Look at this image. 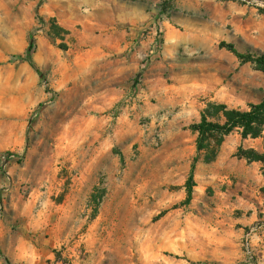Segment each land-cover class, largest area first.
Masks as SVG:
<instances>
[{"label": "rangeland", "instance_id": "obj_1", "mask_svg": "<svg viewBox=\"0 0 264 264\" xmlns=\"http://www.w3.org/2000/svg\"><path fill=\"white\" fill-rule=\"evenodd\" d=\"M228 45L264 55V0H0V264H264L262 139L194 130L264 100Z\"/></svg>", "mask_w": 264, "mask_h": 264}, {"label": "trees", "instance_id": "obj_2", "mask_svg": "<svg viewBox=\"0 0 264 264\" xmlns=\"http://www.w3.org/2000/svg\"><path fill=\"white\" fill-rule=\"evenodd\" d=\"M228 49L235 53L237 57L247 62H256L263 68L264 71V55L257 58L251 55L239 54L232 45L227 46ZM33 49V40L31 41L28 49V61H31L30 53ZM215 119L216 121H210ZM194 130L198 133L197 147L199 150L204 148L205 142L210 137H220L219 144L222 139L234 131H238L243 140L262 139L263 153L258 154L254 151L239 149V156L246 158L249 162H260L264 168V100L251 104L246 111L229 109L225 105L211 104L202 115L200 123L194 126ZM196 160V159H195ZM195 164L192 165L190 175L186 182L187 189V204L191 202L193 189L195 187L194 181ZM56 259L54 264H64L63 259L59 252L55 251ZM7 264H11L6 259Z\"/></svg>", "mask_w": 264, "mask_h": 264}, {"label": "built area", "instance_id": "obj_3", "mask_svg": "<svg viewBox=\"0 0 264 264\" xmlns=\"http://www.w3.org/2000/svg\"><path fill=\"white\" fill-rule=\"evenodd\" d=\"M165 28H166V22L163 17L158 18L155 22H153L148 28L145 30V32L148 33V35L153 36V43H154V50L152 54L156 51H161L164 35H165ZM146 65L143 66L145 68ZM145 86V79L144 77L140 76L137 79L136 85L134 86L133 91L129 94L127 99V104L136 105V100L141 96L142 88Z\"/></svg>", "mask_w": 264, "mask_h": 264}, {"label": "crops", "instance_id": "obj_4", "mask_svg": "<svg viewBox=\"0 0 264 264\" xmlns=\"http://www.w3.org/2000/svg\"><path fill=\"white\" fill-rule=\"evenodd\" d=\"M156 69L157 68L155 66H151L150 69L148 70V72H147V80H146L148 83L150 81H153L154 80V78H153L152 75H154ZM236 132H238V131H236Z\"/></svg>", "mask_w": 264, "mask_h": 264}]
</instances>
